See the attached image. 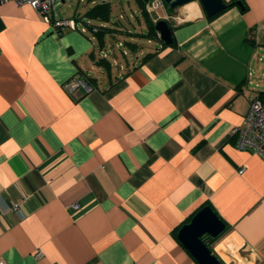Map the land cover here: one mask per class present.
Wrapping results in <instances>:
<instances>
[{"label":"crops","instance_id":"0c3cea01","mask_svg":"<svg viewBox=\"0 0 264 264\" xmlns=\"http://www.w3.org/2000/svg\"><path fill=\"white\" fill-rule=\"evenodd\" d=\"M234 1L245 8L212 19L198 1L146 10L173 43L144 38L155 47L123 62L118 33L99 47L108 24L89 8L56 5L80 19L58 36L31 6L0 3V261L196 264L177 232L209 206L225 224L210 245L222 264H264V163L230 135L264 95V0ZM83 75L90 89L66 88Z\"/></svg>","mask_w":264,"mask_h":264},{"label":"built area","instance_id":"2783aa9c","mask_svg":"<svg viewBox=\"0 0 264 264\" xmlns=\"http://www.w3.org/2000/svg\"><path fill=\"white\" fill-rule=\"evenodd\" d=\"M63 0H0V3L13 2L15 5H29L33 9L37 10L41 15L45 23H47L56 35L60 36L66 29L77 30L78 20L76 18L72 19H62L58 16L55 11L56 5L62 3ZM164 0H148L146 4V10L149 14H156L158 9L164 8ZM157 19L155 20V22ZM82 24L85 31L87 27L97 29L95 26L91 25L90 22H85ZM118 46H121L118 43ZM79 86H83L85 89H90L85 81H70L66 88L68 90L74 91ZM230 135H236L235 147L241 151H251L258 155L264 163V100L259 99L256 96L249 97V107L248 111L243 119L242 126L239 128L231 129ZM241 173V170L239 171ZM9 210L15 211L17 214L21 215L18 209L17 203H12ZM41 252H38L35 256L39 257ZM0 264H6L4 261H0Z\"/></svg>","mask_w":264,"mask_h":264},{"label":"water","instance_id":"95a60500","mask_svg":"<svg viewBox=\"0 0 264 264\" xmlns=\"http://www.w3.org/2000/svg\"><path fill=\"white\" fill-rule=\"evenodd\" d=\"M147 2L148 0H144ZM198 1L205 13L210 18L227 9L223 0H164L167 7L174 9L188 2ZM235 4L244 9L240 1ZM154 29L159 40L165 45L173 43L172 32L165 19L157 20ZM225 231V224L209 206L201 208L191 220L184 224L177 232V239L187 250L196 264H222L220 259L207 246V242L215 241Z\"/></svg>","mask_w":264,"mask_h":264},{"label":"trees","instance_id":"16d2710c","mask_svg":"<svg viewBox=\"0 0 264 264\" xmlns=\"http://www.w3.org/2000/svg\"><path fill=\"white\" fill-rule=\"evenodd\" d=\"M134 3L137 6L138 13L140 15V16H136V19H137L138 23L141 21L140 17H142L144 19L146 31H142L140 29L141 31H137V32L132 31L135 33H131V31L128 28L121 27L120 26L121 24L117 21L114 23H110V15H111L112 10L110 7V3L107 1H104V0H98L95 3V5H93L91 8H89L85 12L84 16H86L88 18L96 19L98 21H101V22L108 24V25H106V27H102V30L97 33V42H98V45L100 48L105 47L106 36H108L109 38H113L117 33L119 35L126 36L125 39L123 40V42H120L121 46H124L125 48H129L132 51L137 49L138 42L137 41H131L130 40L131 36L135 37L137 40L139 38L140 39H144V38L150 39L152 37H154V38L157 37V33L154 29V24H153L152 20L150 19L149 15L145 9L147 2H145L144 0H134ZM226 5H227V8H230V7L235 6L236 4H235V1L232 0L229 3H226ZM165 7L168 9L169 13H171L174 9H176V8L171 9V8L167 7L166 4H165ZM214 17H210L209 19H212ZM118 23H119V26L121 28L117 26ZM170 30H171V28H170ZM162 45H163V47L170 46V45H165L163 43H162ZM95 64L99 67H102L107 74L110 73L112 63L109 59H107V58L98 59L95 62ZM82 80H84L87 83V85L91 87L95 78L83 75ZM258 98L261 100H264V95H261ZM209 248H210V245H209Z\"/></svg>","mask_w":264,"mask_h":264},{"label":"rangeland","instance_id":"374dc122","mask_svg":"<svg viewBox=\"0 0 264 264\" xmlns=\"http://www.w3.org/2000/svg\"><path fill=\"white\" fill-rule=\"evenodd\" d=\"M107 2H109L111 4L112 7V12L110 15V21L112 22H119L122 27H126L128 28L131 32L132 31H146V29L143 27H141L140 30V26L139 23L136 19V15L134 12H136V6L134 4V0H105ZM66 3H68V0H66ZM64 6V5H62ZM72 13L71 15H73L74 12L78 11V13H80L79 15H81L83 12H85L90 5V3H87L86 1H79V0H72ZM178 9V8H176ZM174 9L171 14L173 15L175 10ZM59 11V9H57ZM157 12H160V10L158 9ZM59 13V12H58ZM61 14V11H60ZM70 15V16H71ZM85 19L89 20L92 24H99V21H97L96 19H92V18H86ZM118 23V24H119ZM126 36L123 35H119L116 37V41L114 44H117L118 41L120 42L121 40H124ZM123 42V41H122ZM138 43H140V45H142V48L145 52H150L155 46V43H147L146 39L143 40H139L137 41ZM124 49H126L124 46L123 47H118L116 48V53L118 58L123 62L124 61V57H122V51H124ZM128 58V57H127ZM109 60L112 58H108ZM130 60V58H128ZM225 247V246H224ZM217 250L218 252L221 253V251L218 249L217 246ZM232 252H234V250H232ZM227 261H229V259H227L226 257H224Z\"/></svg>","mask_w":264,"mask_h":264},{"label":"flooded vegetation","instance_id":"af4514ba","mask_svg":"<svg viewBox=\"0 0 264 264\" xmlns=\"http://www.w3.org/2000/svg\"><path fill=\"white\" fill-rule=\"evenodd\" d=\"M219 238H217L216 240H218ZM214 241L212 242H207V246L209 247V245H211Z\"/></svg>","mask_w":264,"mask_h":264}]
</instances>
